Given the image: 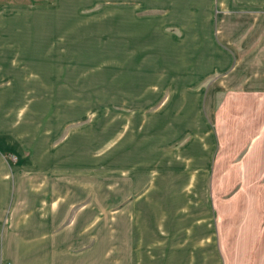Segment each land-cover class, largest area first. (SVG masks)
Segmentation results:
<instances>
[{"label":"crops","instance_id":"0c3cea01","mask_svg":"<svg viewBox=\"0 0 264 264\" xmlns=\"http://www.w3.org/2000/svg\"><path fill=\"white\" fill-rule=\"evenodd\" d=\"M102 1L114 5L118 28L127 21L132 38L151 42L170 30L195 38L180 48L228 36L237 11L249 43L241 64L220 79L168 78L160 106L115 136L114 264H264V0ZM98 2L0 0V100L53 99V48H84L103 34H89L83 23L97 27L101 18L83 11ZM217 60L210 53L193 63L218 76ZM27 65L48 73L29 75ZM41 74L50 79L35 78ZM153 93L138 98L154 101ZM69 159L42 158L53 165L50 174L40 168L39 180L21 189L12 174L9 184L0 174V264H71L74 245L89 243V222L77 225L74 238Z\"/></svg>","mask_w":264,"mask_h":264},{"label":"rangeland","instance_id":"374dc122","mask_svg":"<svg viewBox=\"0 0 264 264\" xmlns=\"http://www.w3.org/2000/svg\"><path fill=\"white\" fill-rule=\"evenodd\" d=\"M102 2L99 0L83 11L90 13L89 18H101L97 27L83 20L89 34H96V29L103 33L99 38L90 36L84 48H53V99L0 100V174H7L8 184L11 174L20 189L25 181L33 184L39 180L40 168L50 174L53 165L40 164L42 158L45 162L53 157L70 158L67 167L71 175L67 177L72 179L76 197L72 214L74 238L78 237L77 225L89 222V243L84 242L79 251L81 246L74 245L71 259L65 261L71 264H86L85 254L89 264H114V147L121 127L131 120L145 118L143 110L160 106L168 78L188 77L193 83L198 78H207L205 82L220 79L237 63L241 64L249 44L244 42L242 31H238L243 22L237 11L235 30H224L230 33L228 36H204L197 38L199 48H180L184 40L194 45L191 42L195 38L174 35L178 31L171 30L166 31L173 32L171 36H156L151 42H146V37L132 38L127 34V21L118 23L122 28L116 25L114 5ZM212 48L218 49V53L212 52ZM226 48L229 54L224 52ZM210 53L219 61L218 76L206 75V66L193 63H206ZM178 61L182 65L187 61L188 67L168 68ZM27 66V73L32 76L47 72ZM39 77L50 79L45 74L35 75ZM191 87L195 90L194 84ZM154 90V101L138 98V94ZM141 106L144 109L140 110ZM54 167L61 171L65 165ZM11 183L9 189L13 188ZM78 189L83 190L81 194ZM80 203H85L84 211L77 213ZM83 251L84 258L78 257Z\"/></svg>","mask_w":264,"mask_h":264}]
</instances>
